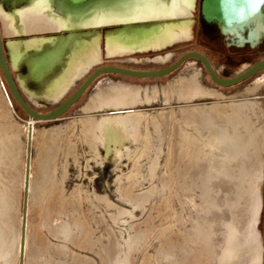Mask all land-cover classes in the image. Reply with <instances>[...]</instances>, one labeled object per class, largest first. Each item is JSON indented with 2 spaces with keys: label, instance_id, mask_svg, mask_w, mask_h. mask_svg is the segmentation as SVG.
I'll return each instance as SVG.
<instances>
[{
  "label": "rangeland",
  "instance_id": "obj_1",
  "mask_svg": "<svg viewBox=\"0 0 264 264\" xmlns=\"http://www.w3.org/2000/svg\"><path fill=\"white\" fill-rule=\"evenodd\" d=\"M6 1L16 4L26 0ZM200 6L201 0L192 13L193 30L188 42L174 44L158 54L137 53L127 58L116 56V52L107 56L102 45L99 65L62 103L52 106L34 102L31 105L26 100L28 105L38 114H47L69 99L95 71L104 67L144 73L157 72L174 65L183 56L194 53L209 61L219 79L231 80L264 61V30L260 32L259 41L253 44H248V36V45L239 38L224 37L217 27L207 25L203 21ZM0 9L5 13L10 11L1 5V2ZM0 30L5 44L7 40L1 21ZM57 34L59 33L44 36ZM25 38L33 39L36 36ZM17 40L13 39L12 42ZM13 76L16 77V74ZM5 91L12 104V115L9 117L11 121L7 124L17 125L18 132L20 131L15 150L12 151L5 145L3 147L12 151L14 158L11 178L5 180L0 175V192L7 194V200L12 207L9 226L21 235L29 137V130L26 128L33 126L30 190L32 179L34 182L38 181L36 170L41 162L42 150H52L54 155L49 165L48 194L45 196L40 188L36 193H29L27 223L36 211L65 222L79 218L84 220L86 217L92 220L104 219L106 224L103 226L99 221L90 224V241H94V245L90 255L82 254L96 264L109 262V254L103 246L104 242L108 244L112 238L106 234L107 229L111 230L116 241L117 264H146V258L149 260L147 264H189L194 252L181 240L184 235L193 232L191 223L199 222L202 217L200 208L204 203L201 202L198 182L189 190L183 188L185 183L182 181L180 186L183 190L178 189L174 174L169 170L170 161L175 160L181 152V134L196 135L192 129H186L180 124L185 113L192 114L199 109H215L219 115L226 118L237 112L235 106H252L260 112V116L255 120L259 126L256 131L261 135L264 146V73L230 90L214 86L204 68L195 61L185 63L178 72L160 80L103 77L63 118L52 123L30 122L12 100L0 73V98L3 101ZM105 92H108V98L113 99L114 103L101 100ZM135 101L138 104L132 105ZM118 113L124 116L133 113L145 119L136 136L130 128L123 129L119 117L115 116ZM170 116L172 120L169 123ZM149 120H156L161 131L158 135L151 133L152 137L148 138L150 147L148 145L146 150L144 138L149 129L146 126ZM242 120L248 123L246 118ZM91 121L107 122L100 126L93 141H89L83 132L84 125ZM4 123L0 120V125ZM112 133L117 134L115 141L109 140ZM2 141L0 138L3 144ZM143 153L145 156L137 164ZM154 164H157V169L151 178L149 170ZM261 177L254 189L255 200H258L260 206L259 215L252 219L249 236L252 238L250 256L255 258L261 250V264H264V172ZM38 193L39 197L36 195ZM49 202L52 204L51 208L48 207ZM180 215L186 222L191 223H184L180 227L176 220ZM223 224L226 231L232 232L229 223ZM177 231L181 233V237L177 235ZM102 236L105 237L103 240ZM37 238L39 241L36 247L40 257L46 255L47 259L49 256L58 259L51 246L61 248L64 245L47 231L45 223L36 230L35 239ZM236 239L238 246L244 243L243 239ZM219 249H222L221 245L215 248ZM30 255V251H25L24 264H30ZM219 259L223 264L246 263L237 262L238 258L234 253H224ZM12 264H19V258Z\"/></svg>",
  "mask_w": 264,
  "mask_h": 264
},
{
  "label": "bare ground",
  "instance_id": "obj_2",
  "mask_svg": "<svg viewBox=\"0 0 264 264\" xmlns=\"http://www.w3.org/2000/svg\"><path fill=\"white\" fill-rule=\"evenodd\" d=\"M56 1L26 0L19 9L10 7L8 13L0 9L7 54L22 94L31 105L34 102L52 106L62 103L99 65L102 45L107 56L116 52V56L127 58L137 53L158 54L174 44L188 42L193 30L192 13L199 0H88L81 5L75 0H60L57 4ZM200 15L207 25L222 31L224 37L239 38L246 45L259 41L260 32L264 30V0H201ZM51 33L59 34L44 36ZM33 36L36 38H25ZM13 39L18 40L12 42ZM39 71L44 72L43 76ZM107 93L101 100L114 103ZM4 97V101L0 98V120L6 123L0 125V138L3 139V144L0 142V175L6 180L12 176V151L20 131L17 125L7 124L11 121L12 104L6 91ZM137 104V101L132 103ZM234 108L237 112L226 118L215 109L195 110L192 114L185 113L180 122L184 128L192 129L196 137L181 134V152L170 161L169 170L174 174L178 189L182 181L183 188L189 190L198 182L204 203L198 223L186 222L181 215L176 219L180 227L184 223L192 224L193 232L181 240L194 252L189 264H223L219 258L224 253H234L237 262L261 264V250L255 258L250 256L252 238L249 236L252 219L258 217L260 209L254 189L264 172V146L255 121L260 112L248 105ZM115 116L119 117L123 129L130 128L134 136L145 122L141 115L133 113ZM171 120L172 116L169 123ZM105 124L106 121L88 122L83 132L93 141L100 126ZM146 126L149 128L144 138L147 150L151 133L158 135L161 129L156 120L147 121ZM116 138L115 133L109 136L111 141ZM4 145L12 151L4 149ZM53 155L52 150H42L36 170L38 181L32 179L31 182L32 194L39 188L45 196L48 194L47 180L50 181L49 165ZM144 156L141 154L137 164ZM156 169L157 164L150 167L151 178ZM181 206L184 205L181 203ZM48 207H52L51 202ZM50 216L38 211L30 216L26 229V253H31L29 263L96 264L82 254L90 255L94 245V241H90V224L99 221L103 226L106 221L86 217L65 222ZM11 220L12 207L7 194L0 192V264H12L20 255L21 235L9 226ZM44 223L47 231L64 245L61 248L51 246L58 259L49 256L48 260L46 255H39L36 247L39 238L35 239V234ZM223 223H229L232 232L226 231ZM106 234L112 237L108 244L103 243L109 254L107 264H117L116 241L111 230L107 229ZM177 235L182 236L179 231ZM104 238L102 236V240ZM236 238L243 239L244 243L238 246ZM218 245L222 247L220 251L215 250ZM148 262L146 258L145 263Z\"/></svg>",
  "mask_w": 264,
  "mask_h": 264
},
{
  "label": "water",
  "instance_id": "obj_3",
  "mask_svg": "<svg viewBox=\"0 0 264 264\" xmlns=\"http://www.w3.org/2000/svg\"><path fill=\"white\" fill-rule=\"evenodd\" d=\"M88 0H75L74 2H78V5L87 2ZM93 1V0H90ZM1 5H3L6 9H10V7L19 9L24 5L23 3L18 4H11L7 3L6 1L0 0ZM60 0L56 1V4L59 3ZM13 3V2H11ZM26 4V3H25ZM102 32V31H101ZM63 33V31H62ZM195 61L199 63L204 70L206 71L210 81L214 86L222 90H230L241 86L242 84L248 82L249 80L255 78L259 74L264 73V61L260 62L252 69H250L245 74L231 79V80H221L219 79L211 64L208 60L199 54L190 53L182 58H180L174 65L170 66L169 68L157 71V72H134L125 69L115 68V67H104L97 71H95L87 81L82 85L80 89H78L69 99H67L63 104L58 106L55 110L47 113V114H38L33 111L26 98L22 94V91L18 85L17 77H14L13 68L11 66L6 45L3 41V35L0 30V73L1 76L8 88V92L15 102V104L22 110V112L29 118L30 122L36 123H52L59 121L63 118L74 106L78 104V102L85 96V94L89 91V89L101 78L108 77V76H115V77H123L128 79L134 80H160L165 79L176 72H178L182 66L189 62ZM40 76H43L44 72H38ZM39 78V76H38ZM45 78V77H43ZM42 78V79H43ZM28 155H27V166H26V175H25V186H24V207H23V216H22V230H21V245H20V255H19V264H24L25 261V251H26V229H27V219H28V197L30 193V152L32 146V127L29 128V135H28Z\"/></svg>",
  "mask_w": 264,
  "mask_h": 264
},
{
  "label": "flooded vegetation",
  "instance_id": "obj_4",
  "mask_svg": "<svg viewBox=\"0 0 264 264\" xmlns=\"http://www.w3.org/2000/svg\"><path fill=\"white\" fill-rule=\"evenodd\" d=\"M201 7V6H200ZM209 62V61H208Z\"/></svg>",
  "mask_w": 264,
  "mask_h": 264
}]
</instances>
